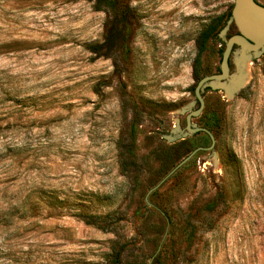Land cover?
<instances>
[{
  "label": "rangeland",
  "instance_id": "obj_1",
  "mask_svg": "<svg viewBox=\"0 0 264 264\" xmlns=\"http://www.w3.org/2000/svg\"><path fill=\"white\" fill-rule=\"evenodd\" d=\"M235 2L0 0V264H264Z\"/></svg>",
  "mask_w": 264,
  "mask_h": 264
},
{
  "label": "water",
  "instance_id": "obj_2",
  "mask_svg": "<svg viewBox=\"0 0 264 264\" xmlns=\"http://www.w3.org/2000/svg\"><path fill=\"white\" fill-rule=\"evenodd\" d=\"M259 2L261 7L254 0H236L232 10V18L239 29L240 36L234 37L228 42L224 56L222 76L205 79L200 84L198 90H200V87L205 82L226 78L228 57L235 44L254 53L264 48V0H259Z\"/></svg>",
  "mask_w": 264,
  "mask_h": 264
},
{
  "label": "trees",
  "instance_id": "obj_3",
  "mask_svg": "<svg viewBox=\"0 0 264 264\" xmlns=\"http://www.w3.org/2000/svg\"><path fill=\"white\" fill-rule=\"evenodd\" d=\"M111 6L113 9H115V4L114 3H111ZM227 18H232V11L227 15ZM202 49V46L200 47L199 45V49ZM120 257H121V253H117L114 257H113V261L114 262H118L120 261ZM120 264V263H119Z\"/></svg>",
  "mask_w": 264,
  "mask_h": 264
},
{
  "label": "bare ground",
  "instance_id": "obj_4",
  "mask_svg": "<svg viewBox=\"0 0 264 264\" xmlns=\"http://www.w3.org/2000/svg\"><path fill=\"white\" fill-rule=\"evenodd\" d=\"M244 83H246V82H243V78H242V80L239 81V85L238 86L243 85Z\"/></svg>",
  "mask_w": 264,
  "mask_h": 264
}]
</instances>
